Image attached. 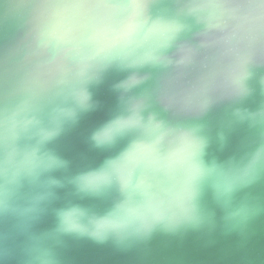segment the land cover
<instances>
[{
	"label": "water",
	"instance_id": "obj_1",
	"mask_svg": "<svg viewBox=\"0 0 264 264\" xmlns=\"http://www.w3.org/2000/svg\"><path fill=\"white\" fill-rule=\"evenodd\" d=\"M38 248L264 264V0H0V264Z\"/></svg>",
	"mask_w": 264,
	"mask_h": 264
},
{
	"label": "clouds",
	"instance_id": "obj_2",
	"mask_svg": "<svg viewBox=\"0 0 264 264\" xmlns=\"http://www.w3.org/2000/svg\"><path fill=\"white\" fill-rule=\"evenodd\" d=\"M35 256L31 258L30 264H55L52 253L43 248L35 250Z\"/></svg>",
	"mask_w": 264,
	"mask_h": 264
},
{
	"label": "snow or ice",
	"instance_id": "obj_3",
	"mask_svg": "<svg viewBox=\"0 0 264 264\" xmlns=\"http://www.w3.org/2000/svg\"><path fill=\"white\" fill-rule=\"evenodd\" d=\"M112 135H113V132L105 133L104 136L102 137V139L108 140L111 138Z\"/></svg>",
	"mask_w": 264,
	"mask_h": 264
}]
</instances>
